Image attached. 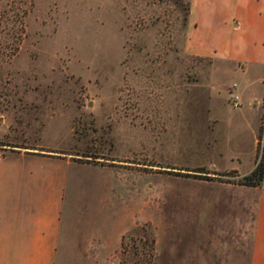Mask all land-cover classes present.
Wrapping results in <instances>:
<instances>
[{"label":"rangeland","instance_id":"1","mask_svg":"<svg viewBox=\"0 0 264 264\" xmlns=\"http://www.w3.org/2000/svg\"><path fill=\"white\" fill-rule=\"evenodd\" d=\"M189 9L0 0V212L50 215L56 264H249L264 41L220 11L194 55Z\"/></svg>","mask_w":264,"mask_h":264},{"label":"crops","instance_id":"2","mask_svg":"<svg viewBox=\"0 0 264 264\" xmlns=\"http://www.w3.org/2000/svg\"><path fill=\"white\" fill-rule=\"evenodd\" d=\"M221 11V14H220ZM223 18L224 30L228 20L238 19L244 38H252L258 47L264 41V0H190L187 24V46L194 55H211L215 43L225 41L215 23ZM222 29V30H223ZM208 42V44H207ZM261 52L262 51V48ZM252 58L255 57L251 49ZM254 201V222L249 264H264V179ZM13 213L0 212V264H56L58 237L50 229L52 217H36L34 228L13 224Z\"/></svg>","mask_w":264,"mask_h":264},{"label":"trees","instance_id":"3","mask_svg":"<svg viewBox=\"0 0 264 264\" xmlns=\"http://www.w3.org/2000/svg\"><path fill=\"white\" fill-rule=\"evenodd\" d=\"M262 99L264 101V78H263V95ZM264 179V136L263 128L259 127L256 145V155L255 164L252 170L237 181L240 185L260 187Z\"/></svg>","mask_w":264,"mask_h":264},{"label":"built area","instance_id":"4","mask_svg":"<svg viewBox=\"0 0 264 264\" xmlns=\"http://www.w3.org/2000/svg\"><path fill=\"white\" fill-rule=\"evenodd\" d=\"M233 98L236 100L238 99V95H234ZM235 105H237V101H235Z\"/></svg>","mask_w":264,"mask_h":264}]
</instances>
